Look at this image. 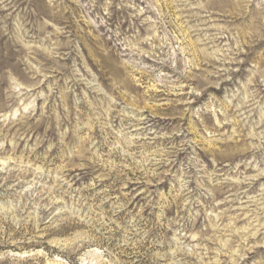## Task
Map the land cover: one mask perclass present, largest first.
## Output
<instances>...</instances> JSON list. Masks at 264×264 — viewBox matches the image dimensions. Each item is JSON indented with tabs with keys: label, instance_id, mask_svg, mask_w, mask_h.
I'll return each instance as SVG.
<instances>
[{
	"label": "rangeland",
	"instance_id": "1",
	"mask_svg": "<svg viewBox=\"0 0 264 264\" xmlns=\"http://www.w3.org/2000/svg\"><path fill=\"white\" fill-rule=\"evenodd\" d=\"M0 264H264V0H0Z\"/></svg>",
	"mask_w": 264,
	"mask_h": 264
}]
</instances>
